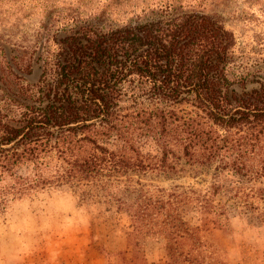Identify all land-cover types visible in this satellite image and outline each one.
<instances>
[{"label":"trees","instance_id":"1","mask_svg":"<svg viewBox=\"0 0 264 264\" xmlns=\"http://www.w3.org/2000/svg\"><path fill=\"white\" fill-rule=\"evenodd\" d=\"M149 1L137 21L106 29L56 15L63 22L42 26L45 40L33 48V63L42 62L35 83L18 76L32 65L5 61L25 100L0 107V205L92 185L107 211L131 220L128 249L103 250L105 264H146L147 241L160 245L158 264H229L212 236L231 232L216 197L233 190V206L264 221V77L247 89L230 71L234 37L197 10L206 0ZM16 3L0 0V18L20 13ZM182 161L195 175L213 169L260 187L148 189L129 177L176 174Z\"/></svg>","mask_w":264,"mask_h":264},{"label":"rangeland","instance_id":"2","mask_svg":"<svg viewBox=\"0 0 264 264\" xmlns=\"http://www.w3.org/2000/svg\"><path fill=\"white\" fill-rule=\"evenodd\" d=\"M147 1L17 0L14 7L21 12L16 14L11 9L0 18V107L13 100L20 103L25 100L23 96L15 97L17 82L6 69L5 61L12 66L21 64L25 69L32 65V73L19 72L18 76L25 80V86L37 82L42 62L33 63L38 56L33 48L45 40L42 26L54 25L53 31L63 22L56 15L66 16L64 21L69 24L106 29L137 21ZM154 2L157 0L149 1L150 5ZM204 3L203 9H195L220 20L234 37V56L228 68L246 83L247 89L255 87V80L264 77V0ZM15 116L9 115V120L14 122ZM180 168L183 171L176 174L153 171L129 177L134 187L139 188L136 183L139 182L148 189L169 190L179 186L205 192L214 183L244 187L254 183L260 187L257 182L232 178L226 172L215 177L213 169L195 175L184 161ZM121 180L125 182L126 178ZM233 193L228 190L216 197V201L226 204L231 232L227 235L215 232L212 236L225 251L229 264H264V221L248 212L240 213L233 206L234 201L228 200ZM96 195L89 185L47 188L23 198H6L0 205V264H105L104 251L127 250L130 218L125 213L107 211ZM194 217L190 214L188 221ZM142 254L146 264H158L163 257L160 245L150 241L143 243Z\"/></svg>","mask_w":264,"mask_h":264}]
</instances>
